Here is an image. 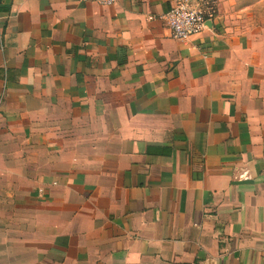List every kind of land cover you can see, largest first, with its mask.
<instances>
[{
  "label": "crops",
  "instance_id": "obj_1",
  "mask_svg": "<svg viewBox=\"0 0 264 264\" xmlns=\"http://www.w3.org/2000/svg\"><path fill=\"white\" fill-rule=\"evenodd\" d=\"M179 1L0 0V264H264V0Z\"/></svg>",
  "mask_w": 264,
  "mask_h": 264
},
{
  "label": "built area",
  "instance_id": "obj_2",
  "mask_svg": "<svg viewBox=\"0 0 264 264\" xmlns=\"http://www.w3.org/2000/svg\"><path fill=\"white\" fill-rule=\"evenodd\" d=\"M94 2L102 6L113 5L116 0H82ZM213 15V8L208 0H181L165 12L158 15V19L166 27L171 39L189 42L191 37L206 27L205 23Z\"/></svg>",
  "mask_w": 264,
  "mask_h": 264
},
{
  "label": "water",
  "instance_id": "obj_3",
  "mask_svg": "<svg viewBox=\"0 0 264 264\" xmlns=\"http://www.w3.org/2000/svg\"><path fill=\"white\" fill-rule=\"evenodd\" d=\"M192 1H195V0H192ZM209 22V21H208Z\"/></svg>",
  "mask_w": 264,
  "mask_h": 264
}]
</instances>
